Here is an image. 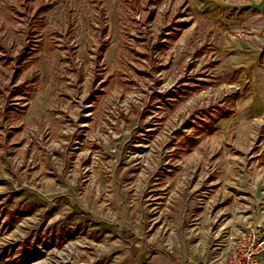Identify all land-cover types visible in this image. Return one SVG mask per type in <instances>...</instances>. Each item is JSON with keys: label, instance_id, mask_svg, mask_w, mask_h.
<instances>
[{"label": "rangeland", "instance_id": "obj_1", "mask_svg": "<svg viewBox=\"0 0 264 264\" xmlns=\"http://www.w3.org/2000/svg\"><path fill=\"white\" fill-rule=\"evenodd\" d=\"M253 2L0 0V264H212L264 229Z\"/></svg>", "mask_w": 264, "mask_h": 264}, {"label": "built area", "instance_id": "obj_2", "mask_svg": "<svg viewBox=\"0 0 264 264\" xmlns=\"http://www.w3.org/2000/svg\"><path fill=\"white\" fill-rule=\"evenodd\" d=\"M263 225L249 227L239 237L232 239L225 255L212 264H262L264 257Z\"/></svg>", "mask_w": 264, "mask_h": 264}, {"label": "crops", "instance_id": "obj_3", "mask_svg": "<svg viewBox=\"0 0 264 264\" xmlns=\"http://www.w3.org/2000/svg\"><path fill=\"white\" fill-rule=\"evenodd\" d=\"M252 5L256 6V7H263L264 8V0H254ZM226 8L230 9L232 7L226 6ZM263 27H264V22H263ZM263 35H264V33L259 34L258 40L260 42L262 39H264ZM261 48L262 47H260L258 45V49L260 50ZM262 54H263V51L262 52L260 51L259 52V60H260V63L263 64L264 58L262 57ZM262 58H263V61L261 60ZM252 84H253V82H252ZM257 89H258V91H255L253 88L251 89V91H253L255 93V95L251 98L250 101L245 103V105L242 107V109H239L238 114L236 116V119H238V122H247L249 120H253V119L259 118V117L264 115V78L260 82V84L257 86ZM256 222H258V221H256ZM256 222L253 224L256 225ZM240 234H242V232ZM263 236H264V233H263ZM192 240H194V238H190V239L186 238L184 243L187 244V246L195 245V242L192 243ZM193 252H194V250H190L189 253H193ZM185 254L186 255L184 256L183 262H186V264H203L202 261L197 262V263H192V261H189V260H192L193 257H190L188 253H185ZM174 258L176 259L177 257H174ZM261 263L264 264V257L261 259Z\"/></svg>", "mask_w": 264, "mask_h": 264}, {"label": "trees", "instance_id": "obj_4", "mask_svg": "<svg viewBox=\"0 0 264 264\" xmlns=\"http://www.w3.org/2000/svg\"><path fill=\"white\" fill-rule=\"evenodd\" d=\"M264 55V52H263V54H262V56Z\"/></svg>", "mask_w": 264, "mask_h": 264}]
</instances>
